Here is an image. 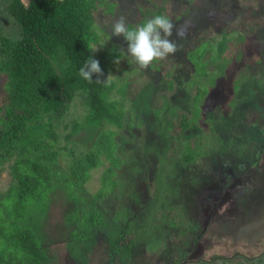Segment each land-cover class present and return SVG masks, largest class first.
I'll list each match as a JSON object with an SVG mask.
<instances>
[{
    "label": "rangeland",
    "instance_id": "obj_1",
    "mask_svg": "<svg viewBox=\"0 0 264 264\" xmlns=\"http://www.w3.org/2000/svg\"><path fill=\"white\" fill-rule=\"evenodd\" d=\"M134 2L115 6L109 17L97 7L92 29L99 39L90 44L92 58L99 60L98 52L109 44L120 45V37L112 36V24L121 16L126 23L133 21ZM166 3L169 11H163L172 15L174 26L169 39L177 45L167 58L178 69L165 75L166 87L172 79L173 90L160 93L162 98L154 78L130 63L127 51L120 56L111 72L118 87L112 96L122 101L128 128L118 130L115 138L124 155L117 182L104 179L101 196L95 197L102 170L98 167L72 200L62 190L54 191L38 235L42 264H106L112 254L108 245L118 232L112 211L121 212L132 225L121 235L130 237V245L113 255L111 264H183L200 258L211 262L255 243L264 248V0H166L163 6ZM173 12L180 14L177 20ZM10 23L0 16L5 33L12 29ZM221 35L227 42L219 44L220 49L216 42ZM153 97L161 101L155 108ZM197 104L198 121L170 136L177 131L178 116L196 118ZM83 108L75 96L68 102L69 113L53 128L60 142L75 120L77 132L66 148L77 155L101 129L113 130L104 123H83ZM9 164L0 165V195L10 183ZM223 191L231 195L232 215L216 214L220 206L209 198ZM74 227L77 236L69 241ZM251 236L253 241L245 245L234 241ZM16 254L0 251V264H18L15 258L22 254Z\"/></svg>",
    "mask_w": 264,
    "mask_h": 264
},
{
    "label": "trees",
    "instance_id": "obj_2",
    "mask_svg": "<svg viewBox=\"0 0 264 264\" xmlns=\"http://www.w3.org/2000/svg\"><path fill=\"white\" fill-rule=\"evenodd\" d=\"M148 1L135 0L132 6L137 7V15L127 25L135 26L155 15H164V9L169 11L167 3L163 6L166 0H151L147 5L145 2ZM124 2L0 0V16L4 15L12 22V29L6 33L0 27V165L10 163L7 173L10 183L0 195V251H9L14 256L21 253L18 260L15 258L18 264H42L45 261L38 235L54 191L62 190L65 198L72 200L73 194L91 177V171L98 167L102 170L95 197L101 196L104 179L117 182L124 155L117 150L119 144L115 138L118 130L128 128L127 119L123 120L126 118L123 103L120 98L112 96L117 92V83L111 79L108 86L98 84L95 74L93 82L89 83L79 76V69L91 56L90 44L99 39L92 29L97 7H101L100 12L109 14V17L115 6L121 7ZM166 15L169 19L172 17L171 14ZM173 15L176 20L180 16L177 12ZM226 42V35H221L216 46L220 48ZM126 51L127 42L120 36V45L109 44L98 52L104 73L99 77L101 80L111 74L114 61ZM181 51L183 54L186 50ZM252 61L257 62L258 59L253 58ZM176 66V62L171 63L166 57L145 69L157 83L159 94L167 95L173 90L172 79L166 87L165 75L170 71L175 74ZM77 95L84 103V110L80 113L83 123H104L113 128L101 129L87 148H81L79 155L66 148L68 140L77 132L75 120L67 126L68 131L60 142L56 141L53 132L54 122L64 119V113H69L68 102ZM164 95L160 94L162 98ZM151 100L153 108L157 107V102L161 103L154 97ZM198 104L196 118L189 120V115L178 116V123L174 125L177 131L173 129L175 132L170 136H177L189 123L198 121L201 112ZM223 175L232 179V175L225 171ZM233 186L238 187V181ZM209 198L214 205L220 206L218 212L215 210L216 214L232 215V198L226 191ZM111 215L118 232L108 250L116 254L130 245V237L121 235L125 228L130 227L131 220L122 217L118 211H112ZM74 229L68 234L69 241H74L77 236ZM133 231L137 230L134 228ZM80 239L76 241H82ZM234 241L241 242L240 245L250 243L249 237H235ZM5 264H10V261L6 260Z\"/></svg>",
    "mask_w": 264,
    "mask_h": 264
},
{
    "label": "clouds",
    "instance_id": "obj_3",
    "mask_svg": "<svg viewBox=\"0 0 264 264\" xmlns=\"http://www.w3.org/2000/svg\"><path fill=\"white\" fill-rule=\"evenodd\" d=\"M173 27L171 20L164 15H155L135 26L127 25L125 18L121 16L112 24V36H123L127 42L129 62L140 69H146L153 62L163 60L177 50L176 43L169 39ZM177 35L182 36L183 33L178 32ZM97 50L98 48L91 51ZM119 62L118 57L114 63L119 64ZM94 74L97 76L96 83L105 86L111 83L112 74H109L105 80L99 78L104 73L99 61L90 56L80 67L79 76L92 83Z\"/></svg>",
    "mask_w": 264,
    "mask_h": 264
},
{
    "label": "crops",
    "instance_id": "obj_4",
    "mask_svg": "<svg viewBox=\"0 0 264 264\" xmlns=\"http://www.w3.org/2000/svg\"><path fill=\"white\" fill-rule=\"evenodd\" d=\"M252 241L253 237L249 238V242ZM232 253V255L228 254L220 256L221 258L219 260L217 258V262L214 261L215 259H211V262H207L205 260L201 261L200 258L192 261H186V263L183 264H264V248L261 247V249H259V246L256 243L254 245L252 244L251 246L248 245V248H245L244 252L239 251V249L237 248V250L235 249L234 251H232ZM113 255L115 254H111L110 258L108 257L109 261H107L106 264H111L113 262Z\"/></svg>",
    "mask_w": 264,
    "mask_h": 264
}]
</instances>
